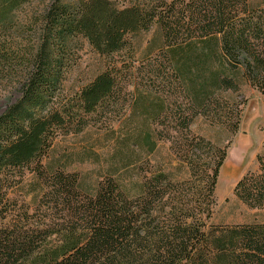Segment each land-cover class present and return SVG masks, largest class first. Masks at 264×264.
Returning <instances> with one entry per match:
<instances>
[{
	"label": "trees",
	"instance_id": "trees-1",
	"mask_svg": "<svg viewBox=\"0 0 264 264\" xmlns=\"http://www.w3.org/2000/svg\"><path fill=\"white\" fill-rule=\"evenodd\" d=\"M28 8L38 32L34 45L23 48L18 17ZM154 25L171 50L164 76L196 90V107L217 105L208 86L237 89L223 69H209L220 60L228 70L244 68L243 77L264 98V1L142 0L120 7L114 0H0V84L17 80L21 92L0 114V206L6 200L3 192L11 188V173L23 177L30 171L42 191L33 213L22 208L0 227V264H264V225L207 228L227 149L208 142L212 156L203 167L198 152L206 141L175 138L174 145L190 154L185 159L196 180L175 194L168 192L169 176L160 173L137 197H129L111 178L100 183L95 195H86L77 174L50 172L43 165L57 137L82 132L96 116H124L134 38ZM81 39L107 60L106 70L80 91L66 94ZM124 55L127 60L117 59ZM158 68L150 71L157 80ZM202 73L210 75L201 82ZM155 104L158 110L149 111L155 121L172 107L166 100ZM182 108L173 118L187 131L191 117ZM259 164V173L244 177L235 196L264 210V157Z\"/></svg>",
	"mask_w": 264,
	"mask_h": 264
},
{
	"label": "rangeland",
	"instance_id": "rangeland-1",
	"mask_svg": "<svg viewBox=\"0 0 264 264\" xmlns=\"http://www.w3.org/2000/svg\"><path fill=\"white\" fill-rule=\"evenodd\" d=\"M114 1L120 7H130L142 0ZM249 1L259 5L264 0ZM32 14L28 8L18 17L24 29L23 37L19 38L23 48L32 47L36 40L35 31L38 32V29H33ZM134 44V72L126 86L129 102L124 116L118 119H113L110 114L96 116L89 119L90 124L82 132L54 139L50 152L43 160L46 170L77 174L83 193L91 196L95 195L100 183L111 178L129 197L140 196L147 181L165 173L172 181L168 192L175 194L183 187H190L188 185H193L196 180L186 155L174 145L173 140L177 137L203 139L206 142H201L198 152L203 167L208 166L212 156L208 142L227 149V159L215 190L213 214L206 221L207 228L264 225V210L252 209L235 196V189L244 177L259 173V157H264V98L243 77L244 68L228 70L224 64L220 65L221 60L209 65V69L216 73L223 69L222 75L234 79L238 87L236 90H224L207 84L209 93L215 94L213 100L216 99L217 105L196 107V90L191 91L190 85L184 89L175 77L172 82L171 78L164 76L168 74L166 69L170 68L168 53L171 50L164 44L160 27L154 25L149 32L136 36ZM76 46V62L64 84L66 94L80 91L106 70L107 60L97 54L86 40H79ZM117 59L124 61L127 56ZM154 66L160 67L157 69L161 75L159 80L150 74ZM201 75L202 82L210 74ZM20 97L17 80L0 84V114ZM163 100L170 102L172 107L168 114L155 121L149 111L158 110L155 103ZM179 106L191 117V126L187 131L174 122L173 115ZM36 181V176L30 171H26L23 177L19 173H11L8 184L11 188L3 192L6 200L2 208L0 206V215L8 216H0V227L8 226L13 215H18L22 208L34 212L42 193ZM4 209L11 211L10 214H1L6 211Z\"/></svg>",
	"mask_w": 264,
	"mask_h": 264
}]
</instances>
